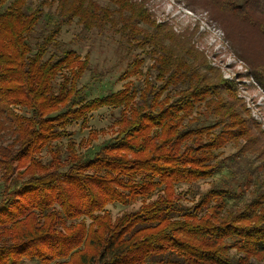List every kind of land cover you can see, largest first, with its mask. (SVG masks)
Instances as JSON below:
<instances>
[{"label": "trees", "instance_id": "trees-1", "mask_svg": "<svg viewBox=\"0 0 264 264\" xmlns=\"http://www.w3.org/2000/svg\"><path fill=\"white\" fill-rule=\"evenodd\" d=\"M35 1L0 0V264H264V132L194 33L144 2ZM193 3L264 44V0ZM74 20L120 35L131 59L118 79L141 88L80 87L89 57L61 41ZM250 64L264 87L261 59ZM105 108L120 110L114 136L84 156L69 127ZM252 159L263 165L240 166ZM209 180L189 205L183 188ZM137 199L150 202L109 221L108 205Z\"/></svg>", "mask_w": 264, "mask_h": 264}, {"label": "rangeland", "instance_id": "rangeland-1", "mask_svg": "<svg viewBox=\"0 0 264 264\" xmlns=\"http://www.w3.org/2000/svg\"><path fill=\"white\" fill-rule=\"evenodd\" d=\"M132 1L144 2L158 23L168 24L177 34L193 32V43H195L196 48L204 53L211 67L218 69L223 79L235 87L238 99L244 103L250 116L264 132V87L254 76L255 70L250 64V62L261 59L264 66V44H262V40L254 38V42L250 43V39L245 36L246 40L244 41L241 36H238L239 33L243 34L244 32L238 30L237 33L231 28L230 35H228L225 28L215 19L211 10L200 6L198 3H193L199 0ZM34 3L37 1L34 0ZM38 31L40 32L41 29L39 28ZM232 36L235 37L232 38ZM61 41L76 50L83 58L89 57L91 71L84 75L80 87L87 89L92 98L105 95L110 91L117 92L126 86L128 87L131 83H137L135 78L126 81L118 79L124 73L131 58L126 45L121 41L120 35L111 28L102 33L96 29L89 31L74 20L70 26L62 27ZM130 53L132 56L138 54L146 58L144 71H147L152 65L151 60L145 53H142V50L136 49ZM99 76L103 78L101 81H97ZM137 87L141 88L140 84L137 83ZM119 116V109L105 108L92 114L87 128H84L82 123L72 124L69 127V132L74 136L76 149L79 153L84 156H92L101 144L113 137L112 124ZM66 143L67 141L64 139V144L66 145ZM221 152V158L228 157L236 153L237 148L233 144H228ZM41 157L46 163L51 159V154L45 150ZM246 160L249 161V159ZM260 165H263L261 161L253 159L252 162L240 164L243 169L249 166L257 168ZM2 175L3 169L0 167V178ZM212 182L213 180H209L189 188L184 187L183 190L188 189L196 194V196L194 194L188 195L187 203L190 205L194 199L198 198L199 193L209 190ZM1 189L2 183L0 181V191ZM148 202L150 201L142 202L141 199H137L130 205L110 204L106 207L107 214H105L109 221L115 224L119 218L138 210L142 204ZM85 222L90 224L91 220L85 219ZM95 229L96 226L93 230ZM11 230L14 231L13 228ZM23 261L24 264H31L27 259Z\"/></svg>", "mask_w": 264, "mask_h": 264}]
</instances>
